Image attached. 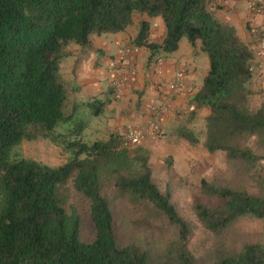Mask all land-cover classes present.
Returning a JSON list of instances; mask_svg holds the SVG:
<instances>
[{
  "label": "trees",
  "instance_id": "1",
  "mask_svg": "<svg viewBox=\"0 0 264 264\" xmlns=\"http://www.w3.org/2000/svg\"><path fill=\"white\" fill-rule=\"evenodd\" d=\"M212 0H0V264H264V244H243L235 253L199 260L187 242L194 225L182 218L152 179L144 155L131 156L120 134L87 144L83 124L66 128L68 88L60 62L70 44L87 48L92 35L115 34L132 24L135 13L161 17L165 37L149 42L150 24L140 22L132 43L149 50V62L177 50L185 38L200 43L209 71L192 102L205 107L208 153H223L228 162L254 169L264 161V106L252 110L249 99L254 57L232 26L218 21ZM264 0H255V10ZM158 61V58H156ZM99 109L93 115L97 116ZM61 130H64L61 131ZM75 136L76 139L69 138ZM179 136L196 146L186 128ZM48 140L63 145L70 159L53 168L12 159L23 141ZM255 140L261 154L248 143ZM259 178L263 180L264 170ZM88 201L94 228L91 242L81 240L80 215L68 206L66 185ZM200 192L216 205L197 202L198 223L214 236L243 218L264 220V194L254 195L200 181ZM140 204L164 219L171 232L158 254L146 240L119 241L114 201Z\"/></svg>",
  "mask_w": 264,
  "mask_h": 264
},
{
  "label": "crops",
  "instance_id": "2",
  "mask_svg": "<svg viewBox=\"0 0 264 264\" xmlns=\"http://www.w3.org/2000/svg\"><path fill=\"white\" fill-rule=\"evenodd\" d=\"M211 3L215 18L232 26L237 36L251 47L254 44L253 31L264 28V6L255 10V0H212ZM142 21L150 24L149 42L161 44L166 32L161 17L135 13L132 24L124 31L92 35L87 48L76 45L68 50L70 52H66L67 56L60 62L59 72L66 86L64 79L69 78L71 82L70 89L68 86L67 88L68 92L76 94L77 99L73 103L77 110L86 105L91 106L93 112L99 109V114L94 115L93 124L97 128L93 130V135L95 134L94 138H99L101 132L104 135L103 140H107L111 134H121L129 127L144 125L148 118L143 112L145 106L156 103L161 93L169 92L168 85L174 73L180 71L181 88L172 93L171 109L161 118V133L147 138L140 146L144 144L151 152L157 147L167 146V155L182 163L185 155L190 154L193 145L179 136L181 128H186L198 136L197 146L204 147L205 144V121L209 110L205 107L196 108L192 100L203 86L209 71V59L201 51L200 43L193 47L189 42L184 44L182 38L176 51L161 53L156 57L158 61L154 58L149 62V50L145 47L136 48L132 43ZM122 46L133 48L136 73L133 78H129L122 93L117 95L110 86V66ZM86 54L91 55L88 65L92 67V72L83 69ZM69 55L74 57L70 59ZM256 63L251 88L255 84H261L264 88V62ZM105 81L109 87H103ZM71 99L68 96V100ZM100 140L102 137L96 141Z\"/></svg>",
  "mask_w": 264,
  "mask_h": 264
},
{
  "label": "rangeland",
  "instance_id": "3",
  "mask_svg": "<svg viewBox=\"0 0 264 264\" xmlns=\"http://www.w3.org/2000/svg\"><path fill=\"white\" fill-rule=\"evenodd\" d=\"M182 40L184 44H189L185 38ZM75 46V44H70L66 52L70 49L72 50ZM254 47L255 39L254 44L250 47L252 52ZM69 57L71 59L74 56L69 55ZM84 58L83 69L86 72H92V67L88 65L91 55L86 54ZM256 62L259 63L254 58L255 66ZM261 62H264V58ZM64 80L70 89L69 85H71V82L69 78ZM108 85L105 81L103 87H109ZM251 85L250 89L253 94L250 96L249 106L252 110H255L260 106H264V88L261 87V84H255L252 88ZM68 94L70 99L72 98L67 103V113L70 114V109L74 106V99L77 98L76 94L71 91ZM94 120L93 108L86 105L85 107H80L72 114L65 129L83 124V133L79 136L80 139L87 144L99 140L101 137L103 140L104 135L101 132L99 138H94L93 130L97 128L93 124ZM61 131L64 132V130ZM69 139L74 140L76 137L72 136ZM248 145L255 153L261 154V150L257 148L255 140H251ZM128 149L131 156L144 155L148 158V163L152 168V179L158 188L162 192L170 191L171 202L174 204L178 214L194 225L187 247L197 259L211 261L219 254L239 251L243 244L256 242L264 244V220H256L249 217L243 218L233 223L223 234L214 236L202 228L193 213V206L197 202L216 205L215 201L208 200L201 194L200 181L202 179L221 186L245 189L254 195H263V180L259 176L261 170H264V161H261L256 168L248 169L247 166L240 162H228L223 153H207L206 149L199 145L193 146L190 154L185 155L183 158L182 163L176 162L171 156L167 155V146L157 147L153 149V152H151V149L144 147V144L129 147ZM11 154L12 159H30L53 168L63 165L72 156L71 152L65 149L64 144L56 145L43 139L23 141ZM64 189L69 196L68 206L76 209L80 215L81 240L91 242L94 239L95 232L89 218L88 201L72 192L69 184ZM114 210L116 213V229L121 244L131 240H146L151 244L154 254H158L166 242L170 241L171 232L162 226L165 223L164 219L149 212L144 206L140 204L134 206L127 200L119 199L114 201Z\"/></svg>",
  "mask_w": 264,
  "mask_h": 264
},
{
  "label": "built area",
  "instance_id": "4",
  "mask_svg": "<svg viewBox=\"0 0 264 264\" xmlns=\"http://www.w3.org/2000/svg\"><path fill=\"white\" fill-rule=\"evenodd\" d=\"M255 47L253 56L257 61L264 58V28L253 31ZM133 48L122 46L118 54L112 60L110 86L117 95L121 94L129 78L135 76V66L133 64ZM182 83V73L177 71L168 85L169 92L160 94L156 103L147 105L144 111L148 118L145 124L140 127H129L120 134L123 145L127 148L142 144L147 138L161 133V118L171 109L172 93L180 90ZM181 117V116H180ZM182 118V117H181Z\"/></svg>",
  "mask_w": 264,
  "mask_h": 264
}]
</instances>
